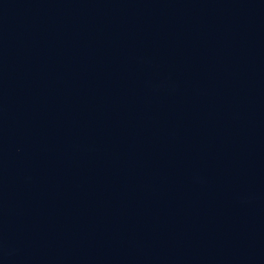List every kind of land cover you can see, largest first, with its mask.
Listing matches in <instances>:
<instances>
[{
	"label": "water",
	"instance_id": "obj_1",
	"mask_svg": "<svg viewBox=\"0 0 264 264\" xmlns=\"http://www.w3.org/2000/svg\"><path fill=\"white\" fill-rule=\"evenodd\" d=\"M0 264H264V0H0Z\"/></svg>",
	"mask_w": 264,
	"mask_h": 264
}]
</instances>
